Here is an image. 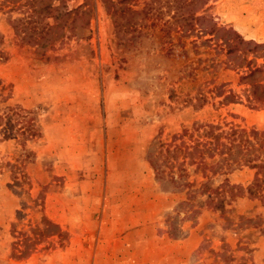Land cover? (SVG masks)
<instances>
[{
	"label": "rangeland",
	"instance_id": "obj_1",
	"mask_svg": "<svg viewBox=\"0 0 264 264\" xmlns=\"http://www.w3.org/2000/svg\"><path fill=\"white\" fill-rule=\"evenodd\" d=\"M92 1L87 27L41 55L16 44L0 10V264H141L146 247L130 246L134 236L165 245L189 230L197 246L180 264H264V203L244 191L251 164L205 178L190 156L164 152L191 151L205 139L196 125H215L226 145L231 129L264 131V104L214 63L225 56L204 31L211 18L264 43V0H207L202 28L184 37L185 51L174 39L171 53L150 29L121 37ZM223 179L243 190L221 214L208 201Z\"/></svg>",
	"mask_w": 264,
	"mask_h": 264
},
{
	"label": "trees",
	"instance_id": "obj_2",
	"mask_svg": "<svg viewBox=\"0 0 264 264\" xmlns=\"http://www.w3.org/2000/svg\"><path fill=\"white\" fill-rule=\"evenodd\" d=\"M66 1L0 0V10H3L5 14V21L12 31L16 44L32 47L35 53L41 55L53 50L56 46L63 45L75 37L78 30L88 25L95 8L93 1L83 0L74 7H67ZM100 1L117 34L121 37L129 34L126 38L129 40L133 37L132 32L138 33L142 28L150 29L152 36L158 41L163 37L169 38L167 44L161 45L169 53L176 46L174 39L180 42L182 50L185 51L187 47L184 44V37L191 30L202 28L203 19L207 17L201 12L207 0ZM204 31L215 41L225 56L223 61L215 59L214 63L223 62L239 72V78L248 85L247 99L258 100L264 104V53H262L264 43L244 39L231 28L217 26L211 18ZM257 59H260L261 63H256ZM227 95L233 96L231 92ZM195 130L205 139H196L191 151H188L187 147L173 145L164 149L165 154L173 158H177L180 154L183 157L190 156L189 162L194 164V169L205 178H207V171L217 172L214 167L220 168L223 165L227 170L231 162L237 160L249 162L255 170L244 191L247 197L259 199L264 203V151H262L264 131L250 130V137L244 129H231L228 134L230 141L226 145L225 142L220 141L222 131L217 132L215 125L207 124L201 128L196 125ZM253 145L257 147L254 148ZM251 149L259 151V154L252 155L253 157H241ZM239 151L242 153L238 157ZM213 153H218L220 159L205 161L206 157H213ZM233 155L234 159H229ZM178 172L176 176H182L185 169L179 168ZM169 179L174 181L172 174L169 175ZM183 184L189 183L184 181ZM237 190H243V188L235 187L223 179L208 202L213 209L223 214L224 204L228 203L232 197L240 196L241 193H236Z\"/></svg>",
	"mask_w": 264,
	"mask_h": 264
},
{
	"label": "crops",
	"instance_id": "obj_3",
	"mask_svg": "<svg viewBox=\"0 0 264 264\" xmlns=\"http://www.w3.org/2000/svg\"><path fill=\"white\" fill-rule=\"evenodd\" d=\"M136 232L138 231L133 230V234H135ZM130 235V231L125 232L122 235V239L124 240L126 238H129ZM154 238L155 237L151 235L150 241H145L143 243L142 236H134L133 242L128 243L130 246L133 245L135 247H140L143 244V246L146 247V250H143L145 251V254H147V256L142 259L141 264H180V256L183 253H190L191 250H193L197 246V238L193 230H189L182 238L176 241L167 240L165 245L157 241H152ZM121 247L127 248L129 246L122 245ZM172 249L173 252H171Z\"/></svg>",
	"mask_w": 264,
	"mask_h": 264
}]
</instances>
